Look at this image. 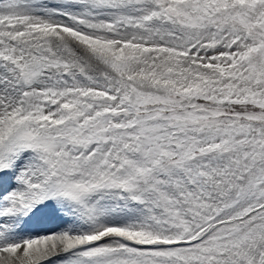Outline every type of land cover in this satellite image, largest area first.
<instances>
[{"label": "snow or ice", "instance_id": "obj_1", "mask_svg": "<svg viewBox=\"0 0 264 264\" xmlns=\"http://www.w3.org/2000/svg\"><path fill=\"white\" fill-rule=\"evenodd\" d=\"M0 264H264V0H0Z\"/></svg>", "mask_w": 264, "mask_h": 264}]
</instances>
